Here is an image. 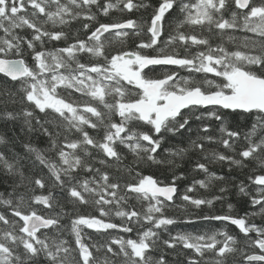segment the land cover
<instances>
[{"label": "snow or ice", "instance_id": "1", "mask_svg": "<svg viewBox=\"0 0 264 264\" xmlns=\"http://www.w3.org/2000/svg\"><path fill=\"white\" fill-rule=\"evenodd\" d=\"M93 6L104 16L150 7L134 0H0V115L6 121L23 117L27 131L44 139L43 147L22 143L21 154L0 135V174L12 189L0 193V264H170L165 249L181 246L192 253L184 264H228L238 251L235 236L222 230L173 233L170 227L198 220L235 225L245 243L259 249L244 255L246 264L264 262V225L248 222L264 216V0H161L149 19L111 23L98 21ZM81 17L97 26L84 23L87 36L70 42L63 26ZM195 28L209 35L186 30ZM213 30L222 40L215 46ZM225 36L234 50L225 46ZM133 38L139 42L131 50L110 48L113 40ZM61 41L64 46L45 47ZM18 94L27 107L8 111ZM229 117L250 119V126L242 132ZM169 137L186 138V146ZM206 144H220L240 159ZM193 152L209 163L241 168L255 161L259 172L248 179L257 186L251 205L258 211L233 216L228 204L225 215L182 221L165 215L170 207L202 209L223 199L190 195L197 185L207 189L225 179L199 159L193 171L205 178L179 194L177 181L185 174H176L177 161ZM154 168L167 169L171 181L158 179ZM239 191L248 195L243 183ZM93 235L102 242H92Z\"/></svg>", "mask_w": 264, "mask_h": 264}, {"label": "trees", "instance_id": "2", "mask_svg": "<svg viewBox=\"0 0 264 264\" xmlns=\"http://www.w3.org/2000/svg\"><path fill=\"white\" fill-rule=\"evenodd\" d=\"M101 4L105 3L106 0H100ZM112 2H115V0H112ZM134 2H143L150 5L147 9H139V10H133V12L129 13L127 10L120 12L118 10H110V13L108 16H104L98 12V10L93 6L92 12L96 14L97 20L104 22V23H111V22H119L123 21L129 18L132 19H149L150 15L155 7L158 6V4L161 2V0H134ZM122 7V5H121ZM172 15H175V10H173ZM43 19V18H42ZM89 23L91 25V28L94 30V28L97 26L95 21H88L85 20L83 17H81L79 20L72 21L69 25L63 26V30L68 33L69 41L71 42L73 38L76 35H79L80 38H85L88 33H86L83 30V24ZM48 29H52V25L48 24L46 25ZM187 31H195L198 35H204L208 36L209 33L206 30H202L200 28L195 29H186ZM28 30H25L24 34H27ZM236 36H242L244 33L236 32L234 33ZM2 35V33H0ZM108 34H106L107 36ZM139 41L135 38L126 40L123 44L119 42V40H113L112 44L110 46L111 49H119L123 47L125 50H131L135 47V44ZM221 37L215 35V30H213V38L210 40V43H212L214 46L218 43H221ZM225 46L229 50H234L236 45H233L231 43H227L226 36L224 38ZM239 41H237V44ZM64 46L63 41L61 42H47L45 44L46 48H55V47H61ZM202 50V49H201ZM193 53L197 51L196 47H193L191 49ZM181 55H183V49H180ZM29 63H31V57H28ZM175 70V69H174ZM180 75H187L188 73L184 70H179ZM209 78L212 79L213 77L211 74H209ZM217 79V82H219V78ZM5 80V78L0 75V83H2ZM73 99H80V96L78 93H73L72 96ZM22 107H27V105H22L19 102V94L17 95V103L15 104H8L7 110L12 111L14 113L19 112ZM5 110L4 104H0V113H3ZM37 115H41L37 113ZM229 120L232 121V127L238 128L242 132L247 130V128L250 126V119L248 121L245 120L244 117H236L233 121L232 117H229ZM197 122H192V127L195 129ZM214 125L218 122H212ZM0 135L5 136L6 139L9 140L8 147L13 148L14 151L19 152L23 154V148L22 143H28L32 142L37 144L39 147L44 146V139L40 138L37 140V133H29L27 131V127L23 124V117L18 118L15 121L12 120H5L2 115H0ZM214 135L219 136L218 132H214ZM192 139H196V133L193 131L191 133ZM169 139L172 141L173 144L180 143L182 145L186 146L187 140L186 138L181 141L174 137H169ZM165 147H168V144L164 145ZM243 146V140L237 141L236 143V149L237 153L240 150V148ZM206 148L209 150H215L218 152L225 153L227 155H234L237 159H240V157L237 155V153H233L227 149H225L220 144H206ZM0 150H4V146L0 145ZM122 151H126L124 149H121ZM190 158L186 157L183 161H177V163L181 164V167L176 169V174L179 175V173L183 172L185 174V178L182 180L177 181V186L179 188V194H183L186 187L191 185L192 181L194 179H204L205 176L200 171H193L194 163L197 159L200 160V162H204L208 164L209 171L215 172L217 176H223L225 177L224 180H213L209 187L207 189L200 188L198 185L196 186V190L194 193H190V195H194L196 197H203L211 199L214 196H222V200H216L214 201V204L211 207L208 206H202V209H196L190 205L186 206L185 208H177V207H170L166 210L165 215L167 216H175L178 220H183L187 216L191 215L193 218L196 216L201 215H209V214H216V215H225L229 214L228 204H231L232 211L231 215L233 216H239L243 217L245 213H251L254 211H258L259 206L253 207L251 205V197L256 195L257 192V186L252 184L251 181L248 179L250 175H254L257 172H259V169H256V172L253 171L254 168H256L255 161H245V164L247 167H236V166H230L227 162H214L209 163L208 161L202 159L201 154L199 153H190ZM131 157L129 156V160ZM229 167H231V171H229ZM113 174L119 175V173L116 172L115 168L109 169ZM153 171H155L156 176L161 181H164L165 183H168L171 181L172 174L167 170L164 169L163 171H156L154 168ZM46 172V170H45ZM241 183L245 186L246 191L248 192V195H245L239 191V188L241 186ZM225 187L227 188L226 192L221 193L220 188ZM12 189L9 187V183L6 182V178L3 176V174H0V193L10 192ZM54 192L56 190H53ZM35 194H41L40 189H36ZM44 194H46V190H44ZM28 195H32V193H28ZM130 203L137 204V207L139 208V204L136 201H130ZM182 202L177 199L176 204L180 205ZM43 207V206H38ZM59 211V209H56ZM80 211L86 212V211H93L92 209L87 208H81ZM95 214V213H94ZM115 222L119 223L120 221L117 219ZM249 223H255L256 225H264V216H249L248 217ZM64 223H68L67 218L64 220ZM2 227V226H0ZM147 227V225H146ZM173 233L176 231H183V232H209V231H216V230H222L227 231L229 234L236 237V239L240 242L236 245L238 251L235 254L229 255L228 257V264H246V261L244 260L245 254H252L253 252L258 253V248L250 247L249 244L245 243L246 237L243 233L239 231V229L235 225H231L227 222H221V221H202L198 220L195 224H188V223H178L174 226H170ZM89 233L92 232V230H87ZM121 235H123L121 233ZM250 236L255 238V233H250ZM64 238L71 240L70 236H65ZM220 240H223L222 236L217 237ZM92 242L100 243L102 242V238L93 235ZM239 249H243V251H239ZM169 255L168 259L170 261V264H184L185 256L191 255L190 250H184L182 249V246L175 251L165 249ZM103 255V253L99 254ZM210 256L211 254H206ZM253 264H260V263H253Z\"/></svg>", "mask_w": 264, "mask_h": 264}, {"label": "water", "instance_id": "3", "mask_svg": "<svg viewBox=\"0 0 264 264\" xmlns=\"http://www.w3.org/2000/svg\"><path fill=\"white\" fill-rule=\"evenodd\" d=\"M0 75H2V74H0ZM3 76V75H2ZM230 223V222H229ZM253 263H255V262H253ZM261 263H264V262H261Z\"/></svg>", "mask_w": 264, "mask_h": 264}]
</instances>
